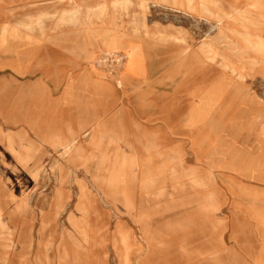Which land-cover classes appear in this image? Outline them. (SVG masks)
Masks as SVG:
<instances>
[{"label":"rangeland","instance_id":"rangeland-1","mask_svg":"<svg viewBox=\"0 0 264 264\" xmlns=\"http://www.w3.org/2000/svg\"><path fill=\"white\" fill-rule=\"evenodd\" d=\"M0 264H264V0H0Z\"/></svg>","mask_w":264,"mask_h":264},{"label":"crops","instance_id":"crops-1","mask_svg":"<svg viewBox=\"0 0 264 264\" xmlns=\"http://www.w3.org/2000/svg\"><path fill=\"white\" fill-rule=\"evenodd\" d=\"M119 48L124 50L123 51L124 53H130L136 60H139L141 62V53H140L139 47L137 45H134V44L132 45L131 43H128L126 46H120V45H117L113 40L112 41L110 40V41H108L106 43V46L104 47L103 51L104 50L116 51ZM15 69H17V67ZM128 85H130V83ZM200 94L201 95H205V92L200 93ZM68 142H75L76 143V137L70 135V136H68L65 139H59L58 137H53L52 136L53 145L54 146H59L60 149L62 148L63 144L68 143Z\"/></svg>","mask_w":264,"mask_h":264},{"label":"bare ground","instance_id":"bare-ground-1","mask_svg":"<svg viewBox=\"0 0 264 264\" xmlns=\"http://www.w3.org/2000/svg\"><path fill=\"white\" fill-rule=\"evenodd\" d=\"M95 9H97V8H95ZM74 149V151H76V152H78L77 150H75L76 148L74 147V142H68V143H65V144H63V146H62V148H61V153L63 154V155H66V154H68L71 150H73ZM75 152V153H76ZM91 158H93V157H91ZM92 160V159H91ZM13 162V161H12ZM101 162V161H100ZM106 163V162H105ZM107 163H109V162H107ZM93 164V163H92ZM100 164V163H99ZM103 165V164H102ZM11 167H13L12 165H11ZM3 168V167H2ZM108 168V167H107ZM106 169V168H105ZM57 170V169H56ZM4 171V170H3ZM13 171V170H12ZM12 174H14V173H12ZM35 174V173H34ZM9 177V176H8ZM6 179H7V176H6ZM20 179V178H19ZM26 179V178H25ZM30 179V178H29ZM21 180V179H20ZM16 181V180H15ZM32 181V180H31ZM25 182V181H24ZM10 183V182H9ZM8 183V184H9ZM10 187H11V185H10ZM9 187V188H10ZM13 187V186H12ZM29 187V186H28ZM22 189V188H21ZM24 189V188H23ZM12 190V189H11ZM20 191H22V190H20ZM27 192V191H26ZM21 194V193H20ZM19 194V195H20ZM15 195H17V194H15ZM18 195V196H19ZM25 195V194H24ZM27 195V194H26ZM26 195H25V197H26ZM31 198V197H30ZM71 238V237H70ZM71 239H73V238H71ZM125 239V238H124ZM124 239H122L123 241H124ZM75 242H76V240H74ZM72 242V241H71ZM129 242V241H128ZM73 243V242H72ZM12 246V245H11ZM127 247V246H126ZM122 250V249H121ZM120 254V253H119ZM124 254V253H123ZM127 255V254H126ZM132 255V254H131ZM125 258H126V256H125ZM130 258V257H129ZM127 260V259H126ZM127 263V262H126Z\"/></svg>","mask_w":264,"mask_h":264}]
</instances>
